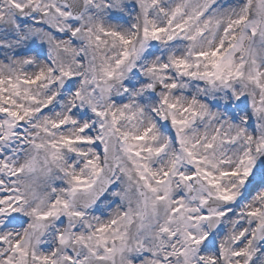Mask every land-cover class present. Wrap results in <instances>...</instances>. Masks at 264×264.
Instances as JSON below:
<instances>
[{
    "label": "snow or ice",
    "instance_id": "1",
    "mask_svg": "<svg viewBox=\"0 0 264 264\" xmlns=\"http://www.w3.org/2000/svg\"><path fill=\"white\" fill-rule=\"evenodd\" d=\"M0 264H264V0H0Z\"/></svg>",
    "mask_w": 264,
    "mask_h": 264
}]
</instances>
